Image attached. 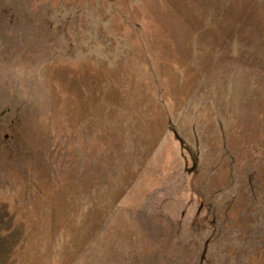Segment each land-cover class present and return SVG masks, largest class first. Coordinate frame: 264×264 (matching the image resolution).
<instances>
[{
	"label": "rangeland",
	"instance_id": "rangeland-1",
	"mask_svg": "<svg viewBox=\"0 0 264 264\" xmlns=\"http://www.w3.org/2000/svg\"><path fill=\"white\" fill-rule=\"evenodd\" d=\"M0 264H264V0H0Z\"/></svg>",
	"mask_w": 264,
	"mask_h": 264
}]
</instances>
